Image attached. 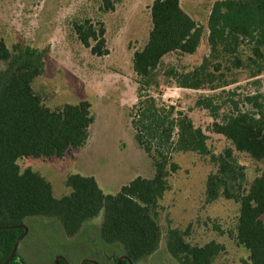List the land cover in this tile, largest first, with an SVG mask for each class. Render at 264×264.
Returning <instances> with one entry per match:
<instances>
[{
	"label": "trees",
	"instance_id": "trees-1",
	"mask_svg": "<svg viewBox=\"0 0 264 264\" xmlns=\"http://www.w3.org/2000/svg\"><path fill=\"white\" fill-rule=\"evenodd\" d=\"M103 1L107 10L113 9L111 0ZM150 16L148 40L133 54L137 101L128 115L137 144L152 160L154 176L138 177L115 195H104L93 177L73 174L65 182L70 193L55 198L50 183L39 173L30 168L20 170L17 161L21 158H62L70 149L82 147L93 115L86 101L57 110L44 106L32 89L33 80L44 72V52L23 43L9 49L0 40V264H23L18 261L15 245L25 237L27 218L56 219L65 236L73 237L85 223L101 216L100 239L122 249V254L107 264H140L158 250V201L169 189L168 177L178 170L172 153L207 154V148L205 135L189 117L173 105L158 102L149 89L158 85L162 74L174 79L178 87L201 90L217 80L214 72L219 70V59L232 61L235 68L246 67L251 79L259 76L264 70V0L216 1L206 25L210 56L187 73L173 69L160 72L162 59L175 52L194 54L204 28L182 10L179 0H154ZM71 26L92 55L108 54L102 23L83 19L74 20ZM244 43L249 47L246 62L240 57ZM210 58L216 61L212 72ZM206 100L209 103L210 99ZM242 103L240 109L239 103L226 98L221 105L227 112L222 114L221 123L213 124V132L229 140L236 151L264 165V94L246 96ZM218 107L211 111L216 113ZM214 161L217 173L207 179V198L213 200L221 194L240 203L236 242L248 251V264H264V174L242 191L243 172L233 160L232 150L226 149ZM234 188L240 194L230 193ZM165 243L179 264H212L223 251L214 242L190 246L176 230L167 232ZM52 264L67 263L59 259ZM83 264L100 263L88 260Z\"/></svg>",
	"mask_w": 264,
	"mask_h": 264
},
{
	"label": "rangeland",
	"instance_id": "rangeland-1",
	"mask_svg": "<svg viewBox=\"0 0 264 264\" xmlns=\"http://www.w3.org/2000/svg\"><path fill=\"white\" fill-rule=\"evenodd\" d=\"M153 1L111 0L113 9L107 10L103 0H0V40L9 49L23 43L44 52V72L32 82L43 105L57 110L66 104L86 101L91 107L93 122L82 147L70 149L62 158L30 157L17 161L21 171L30 168L45 178L55 198L70 193L65 182L73 174L93 177L104 195H115L138 177L154 176L152 160L137 144L128 115L137 101L133 54L148 40ZM216 1L222 0H179L182 10L204 28L203 35L194 54L175 52L163 57L160 72L173 69L187 73L210 56L206 25ZM83 19L104 25L107 55L94 56L77 40L71 25L74 20ZM240 55L246 62V43L240 46ZM217 61L221 63L218 72H214L217 80L201 90L178 87L174 79L162 74L158 85L149 89L158 102L173 105L202 131L207 154L173 151L172 161L178 170L168 177L169 189L157 207L161 242L158 250L140 264H179L166 250L169 230L178 231L190 246L203 247L211 242L222 246L223 251L212 264L249 262L248 251L235 239L240 203L221 194L208 200L206 182L217 173L214 158L226 149L232 150L233 160L242 168V191L264 174L261 162L236 151L229 140L213 132V124L221 123L222 114L227 112L226 106L221 105L226 98L239 103L242 109L244 97L264 94V70L251 79L246 67L235 68L226 59ZM214 63L210 58L211 72ZM224 83L227 86L211 90ZM206 99H210L209 103ZM217 106L219 111H211ZM229 191L234 193L238 189ZM100 223L101 216L85 223L77 235L67 237L56 219L27 218L25 237L17 244L18 261L52 264L62 259L67 264H81L83 260L107 264L115 255L122 254V249L117 244L102 242Z\"/></svg>",
	"mask_w": 264,
	"mask_h": 264
},
{
	"label": "water",
	"instance_id": "water-1",
	"mask_svg": "<svg viewBox=\"0 0 264 264\" xmlns=\"http://www.w3.org/2000/svg\"><path fill=\"white\" fill-rule=\"evenodd\" d=\"M17 246V243H16V245H15V247ZM14 250H15V248H14ZM14 250H13V252H14ZM122 259H127L125 256H122L121 257ZM57 261V259L55 260V262ZM88 260H83L82 262H81V264H83L84 262H87Z\"/></svg>",
	"mask_w": 264,
	"mask_h": 264
}]
</instances>
